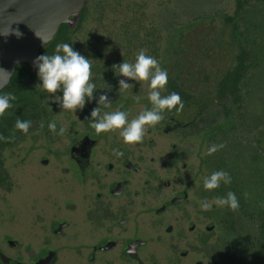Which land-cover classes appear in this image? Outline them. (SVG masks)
<instances>
[{
    "label": "flooded vegetation",
    "instance_id": "obj_1",
    "mask_svg": "<svg viewBox=\"0 0 264 264\" xmlns=\"http://www.w3.org/2000/svg\"><path fill=\"white\" fill-rule=\"evenodd\" d=\"M87 2L74 33L88 19ZM237 12L238 0L234 14L225 16L224 21L240 52L235 65L220 78L213 71H187L185 42L183 57H179L182 65L172 72L171 47L166 50L159 36L137 46L128 38L122 46L105 40L96 56H89L94 46L88 45V52L85 48L84 56L92 60L94 95L106 92L112 102L108 109L101 106V114L120 110L128 112L131 120L151 108L148 84L128 81L134 87L122 92L118 81L124 78L112 67L123 61L134 63L141 49L168 73L167 91L162 95L176 92L181 96L183 111L179 115L175 109L165 111L164 119L148 128L144 142L135 146L125 144L118 132L96 134L89 121L92 108L97 107L95 101L76 114L62 111L38 86V70L28 64L18 66L32 70L29 83L33 93L28 99L32 103L23 105L32 127L27 134L11 131L2 151L8 179L0 187V199L10 206L45 207L47 211L32 224L37 242L19 246L13 238L6 239L10 250L26 252L30 260L10 257L9 264H36L50 252L54 258L49 264L57 261L58 252H76L84 264H159L158 252L179 253L175 260L184 264L203 252L212 253L209 259L215 260L213 264H256L251 251L256 234L244 252L234 250L241 217L214 203L209 211L201 208L202 201L213 202L219 197L216 191L203 188V172L207 176L213 172L208 169V159L219 157L218 151L207 155L211 145L224 144L232 152L235 144H240L244 155L250 146L264 156V137L255 139L253 135L264 118V105L258 106L257 94L249 88L264 78V7L245 5L241 18ZM214 31V27L195 30L190 49L208 57V37ZM226 37L225 32L213 40L220 42ZM240 58L244 70L235 75ZM235 77L240 79L237 89ZM225 81L229 87L224 89L221 84ZM52 121L56 133L48 128ZM61 127L67 129L62 136L58 135ZM171 136H181L180 142ZM119 152L123 155H117ZM227 211L232 219L225 218ZM196 264H204V260Z\"/></svg>",
    "mask_w": 264,
    "mask_h": 264
},
{
    "label": "rangeland",
    "instance_id": "obj_2",
    "mask_svg": "<svg viewBox=\"0 0 264 264\" xmlns=\"http://www.w3.org/2000/svg\"><path fill=\"white\" fill-rule=\"evenodd\" d=\"M237 0H88V19L83 22L80 29L72 34L71 45L76 47L82 55H87L88 47L91 48L89 56L99 54V48L105 40H110L115 46H122L126 38L136 46L155 37L163 41L166 50L171 47V70L172 72L182 64L180 56L181 47L186 46L187 71L190 73L207 70L215 72L219 78L225 71L235 65V58L240 52L238 42L233 41L231 35L225 30V16H231L236 10ZM200 27H214L215 31L210 35V49L208 57L201 54L200 50H191L194 42V31ZM158 32V34H157ZM216 32V33H215ZM227 33L221 44L216 40L218 35ZM132 35V36H131ZM136 39H134V36ZM216 36V37H215ZM157 38V39H158ZM133 39V40H132ZM186 39V40H185ZM156 40V39H155ZM151 42V41H149ZM89 45V46H88ZM87 47V52L86 48ZM218 54V55H217ZM185 62V61H183ZM174 68V69H172ZM42 83V82H41ZM256 92L258 106L264 105V78L261 82L256 81L249 87ZM259 107H257V110ZM258 112V111H257ZM259 114V113H258ZM260 115V114H259ZM259 128L253 133L254 138L264 137V118L258 122ZM174 141L180 142L181 136H171ZM10 168V164H6ZM13 164H11V168ZM203 172V179L206 177ZM45 207L10 206L0 199V250L14 259H23L29 262L26 252L10 250L6 244L7 238H13L16 242L26 245L37 242L33 223L38 216L46 215ZM238 214L240 221L237 222V236L234 240V250L244 252L247 242L250 240L256 225L246 217ZM247 219V221L245 220ZM211 252H203L200 255L188 259L187 264H196L198 260H204V264H213L215 260L209 259ZM159 264H184L175 260L179 257L176 252H158ZM218 258V256H217ZM154 257V262H156ZM206 261V262H205ZM0 264H3L0 261ZM54 264H84L82 257L76 252H58V259Z\"/></svg>",
    "mask_w": 264,
    "mask_h": 264
},
{
    "label": "clouds",
    "instance_id": "obj_3",
    "mask_svg": "<svg viewBox=\"0 0 264 264\" xmlns=\"http://www.w3.org/2000/svg\"><path fill=\"white\" fill-rule=\"evenodd\" d=\"M16 35L19 37L22 34L17 32ZM42 41V46H44L45 41L43 39ZM33 63L38 69L37 76L42 82L38 86L48 94L54 103L59 105L62 111L76 114L78 110L83 111L86 104L95 101L97 107L92 108L89 121L96 134L118 132L124 143L131 146L144 142L147 129L159 124L164 119L165 111L171 112L175 109L176 114L179 115L185 107L178 93L162 95L167 91L168 73L161 68L156 58L147 55L143 49L137 53L134 63L123 61L112 66L113 69H118V76L124 78L118 81L120 91H127L134 87L128 81H135L140 85L147 83L149 86L148 100L151 103V108L140 112L131 120L128 118L129 113L125 111H105L101 114V106L108 109L112 102L106 92L98 97L94 95L97 88L93 82L92 60L74 50L70 44H57L54 54H42L36 57ZM110 90L109 87L108 91ZM58 93H62V96ZM15 99L16 96L11 93L0 95V117H4L12 108L11 102ZM136 99L138 100L139 97L137 96ZM43 126V122H41L40 127L43 128ZM31 127V121L17 119L15 122V128L24 134H27ZM48 128L56 133V122H50ZM66 131V128L61 127L58 135L62 136ZM8 139L0 135V141L8 142ZM224 147V144L211 145L207 155H213ZM117 155L122 156L123 153L119 152ZM231 182L229 173L222 170L215 171L210 176L204 177L203 188L206 191H212L218 189L221 184L230 185ZM245 196L247 197V193ZM213 203L217 207L228 208L233 212H238L240 207L237 196L231 191L225 197L215 198L213 202L202 201V210H211Z\"/></svg>",
    "mask_w": 264,
    "mask_h": 264
},
{
    "label": "trees",
    "instance_id": "obj_4",
    "mask_svg": "<svg viewBox=\"0 0 264 264\" xmlns=\"http://www.w3.org/2000/svg\"><path fill=\"white\" fill-rule=\"evenodd\" d=\"M245 5L258 9L264 7V0H238V18H241L242 11ZM248 22L247 18L244 23ZM74 32L67 24H63L54 38V40L46 45L40 52L42 54L52 55L55 53L57 44L67 43L70 40V35ZM244 70V59L240 58V64L235 72ZM32 70L26 66H21L16 69L15 75L9 87L0 92V95L13 94L16 99L12 101V108L8 110L4 117H0V135L10 138L11 131L15 130V122L17 119L22 121H29L28 114L23 105L32 103L28 99L33 93L30 83L33 78L30 77ZM240 82L239 77L234 79V88L237 89V84ZM221 88H227L228 83L225 81ZM9 143L0 141V187L6 184L8 174L4 167V162L1 159L2 151ZM226 150L223 152L219 150V157L217 160L207 161L208 169L211 171H225L231 176V184L221 186L214 190L218 193L219 197H225L231 191L234 192L239 200V211L248 217L257 229L251 244V251L255 252L254 256L257 258L256 264H264V156L260 152L249 146V151L246 155L242 152L240 144L234 146L232 152L227 150L228 146L225 145ZM236 152V153H235ZM212 172V173H213ZM247 193V197L245 196ZM225 218L232 219L230 212L225 213ZM232 223V220H230Z\"/></svg>",
    "mask_w": 264,
    "mask_h": 264
},
{
    "label": "water",
    "instance_id": "obj_5",
    "mask_svg": "<svg viewBox=\"0 0 264 264\" xmlns=\"http://www.w3.org/2000/svg\"><path fill=\"white\" fill-rule=\"evenodd\" d=\"M86 2L0 0V92L10 86L19 65L28 64L38 70L33 61L40 56L41 49L54 40L63 24L71 30L79 27ZM17 32L22 35L18 37ZM0 258L4 264L11 260L3 252ZM53 258L54 252H50L36 264H49Z\"/></svg>",
    "mask_w": 264,
    "mask_h": 264
}]
</instances>
